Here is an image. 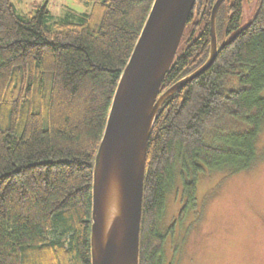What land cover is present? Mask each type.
Returning <instances> with one entry per match:
<instances>
[{
  "label": "trees",
  "instance_id": "1",
  "mask_svg": "<svg viewBox=\"0 0 264 264\" xmlns=\"http://www.w3.org/2000/svg\"><path fill=\"white\" fill-rule=\"evenodd\" d=\"M153 1L92 0L88 12L50 21L46 6L17 14L9 0H0V264H90L93 162L117 83ZM215 1H195L159 94L206 61ZM241 5L242 0L220 5L218 46L242 25ZM263 88L260 0L248 26L155 117L138 264L162 262L159 222L175 183H182L192 205L203 168L227 176L254 167L264 128Z\"/></svg>",
  "mask_w": 264,
  "mask_h": 264
},
{
  "label": "water",
  "instance_id": "2",
  "mask_svg": "<svg viewBox=\"0 0 264 264\" xmlns=\"http://www.w3.org/2000/svg\"><path fill=\"white\" fill-rule=\"evenodd\" d=\"M196 0H154L117 83L92 169L90 264H138L139 230L147 143L163 103L204 73L217 51L248 26L242 24L218 46L209 18L210 50L194 72L159 94Z\"/></svg>",
  "mask_w": 264,
  "mask_h": 264
},
{
  "label": "rangeland",
  "instance_id": "3",
  "mask_svg": "<svg viewBox=\"0 0 264 264\" xmlns=\"http://www.w3.org/2000/svg\"><path fill=\"white\" fill-rule=\"evenodd\" d=\"M9 1L17 14L46 6L50 21L72 13H86L92 3ZM259 1L242 0L241 24L253 18ZM261 96L264 97V88ZM256 148L259 158L249 171L227 176L209 173L204 168L198 172L192 205L187 204L180 181L166 194L159 222L165 234L162 264H264V128ZM184 205V213L178 219Z\"/></svg>",
  "mask_w": 264,
  "mask_h": 264
},
{
  "label": "flooded vegetation",
  "instance_id": "4",
  "mask_svg": "<svg viewBox=\"0 0 264 264\" xmlns=\"http://www.w3.org/2000/svg\"><path fill=\"white\" fill-rule=\"evenodd\" d=\"M163 262H161V264H162Z\"/></svg>",
  "mask_w": 264,
  "mask_h": 264
}]
</instances>
